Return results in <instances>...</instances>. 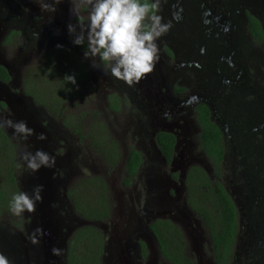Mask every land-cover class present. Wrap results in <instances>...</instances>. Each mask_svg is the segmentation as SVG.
<instances>
[{"label": "flooded vegetation", "instance_id": "1", "mask_svg": "<svg viewBox=\"0 0 264 264\" xmlns=\"http://www.w3.org/2000/svg\"><path fill=\"white\" fill-rule=\"evenodd\" d=\"M11 8H14L11 3L1 8L8 16L7 21L26 26L22 18H12L13 14L8 10ZM172 12L174 18L170 17ZM159 15L164 22H171V28L157 40L160 57L154 71L134 87L122 80V88H119L125 94L119 100L120 110L126 107L127 100L135 107L132 109L131 105L128 113L131 142L139 145L143 136L147 148L133 147L141 154V164L134 175L132 188L123 186L127 197L118 199L115 206L120 210L122 220L111 231V241L105 238L101 264H170L162 257L151 229L157 220L164 219L181 231L188 246V264H220L213 252L209 229L187 202V172L192 166L202 167L200 163L192 162V151L200 150L195 111L200 105L206 106L209 120L222 134L223 171L217 180L230 196L236 211L237 231L228 264H264V86L258 87L256 82H264V0H161ZM249 15L259 22L262 31L259 42L254 40L248 27ZM50 23L52 26L56 23L53 32L63 40L68 37L74 41L80 32L76 17L68 22L60 18ZM27 24L30 37H43L39 34L38 24L31 20ZM69 24L75 27V32H69ZM246 46H254L256 50H248ZM71 48L77 56L86 51V48L84 51L76 47L74 42ZM255 60L263 61H257L259 64L256 65ZM97 61L100 62L98 57ZM158 65L165 67L163 74H159ZM8 72L11 74L9 69ZM88 73L93 74L92 70ZM91 79L89 77V81ZM2 84L9 85L7 82ZM114 94L120 96L115 88H111V93L105 96L107 106L109 97ZM20 99L17 106L23 110L21 112L26 113L31 122L32 118L36 120L34 129L32 124L28 127L33 130L32 135L22 139V143L28 148L34 146L31 154L41 150L55 157V165L51 168L41 167L36 172L28 168L29 194L33 195L36 186H43L42 202H37L33 216L29 213L30 227L35 234L48 232L52 236L53 247H49L47 253L51 264L56 260L57 264H66L62 261L66 248L62 251L61 243L56 241L54 244L53 239L62 234L57 226L60 214L74 213L67 192L72 185L68 186V178L77 173L78 135L63 124L62 116L55 118L58 123L54 122L44 108H39L33 101ZM176 104L177 115L170 113ZM159 131L175 136L169 161L157 145ZM40 134L46 138L39 139ZM188 138L197 142L191 154ZM154 144L160 153L156 152ZM63 149L67 150L66 154L59 158ZM128 151L129 147L121 164L125 176L123 167ZM200 151V162L205 164L208 160ZM145 158L151 162L149 167H145ZM69 159L72 163H67ZM118 211L113 210V213L118 216ZM45 222L47 226L43 225ZM191 243L198 247L194 252ZM54 248L60 250L59 256L53 254Z\"/></svg>", "mask_w": 264, "mask_h": 264}, {"label": "trees", "instance_id": "2", "mask_svg": "<svg viewBox=\"0 0 264 264\" xmlns=\"http://www.w3.org/2000/svg\"><path fill=\"white\" fill-rule=\"evenodd\" d=\"M248 27L254 40L259 42L262 31L259 22L250 15ZM76 47L85 50L86 45L84 43ZM66 76H74L75 84L66 81ZM89 77L87 68L76 55L75 50L63 46L50 50L46 55L44 66L39 70L35 69L34 72L26 74L23 78L22 90L35 104L45 105L57 118L62 116L63 124L69 127L73 134H77L80 140L85 138L90 140V149L98 154L103 165L110 172L116 168L122 155L119 144L109 135L105 120L98 112L87 111L76 115L68 109L70 102L82 101L83 97L86 99ZM0 80L2 82L10 80V75L3 66H0ZM111 96L107 109L117 113L120 106L119 97L117 94ZM195 111L200 130L198 147L206 155L214 179H211L202 167L198 165L190 167L185 182L187 202L190 208L203 218L209 229L217 261L220 264H228L232 255L237 223L233 202L217 180L223 171L222 134L216 124L209 120L206 106L200 105ZM156 142L161 153L169 161L173 153L175 136L159 131L156 134ZM140 164V152L130 146L123 167L126 173V176L123 174L124 185L132 184ZM18 168L17 147L0 127V218L4 214H11L9 208L12 198L20 193L16 179ZM67 195L76 213L86 221L109 220L113 202L108 185L102 176L89 174L77 179L68 188ZM17 218L15 225L21 223V219ZM151 229L157 239L159 251L168 263L188 264L189 259L186 256L188 246L178 227L168 219H164L157 220L151 225ZM103 245V234L95 226L86 224L79 227L67 240L66 264H101ZM142 247L144 248L143 244Z\"/></svg>", "mask_w": 264, "mask_h": 264}, {"label": "rangeland", "instance_id": "3", "mask_svg": "<svg viewBox=\"0 0 264 264\" xmlns=\"http://www.w3.org/2000/svg\"><path fill=\"white\" fill-rule=\"evenodd\" d=\"M18 6L19 11L24 15L25 18H27V23L31 20L35 24H38L40 27L47 26L50 22H54L62 18L63 22L70 21L73 17H76L74 13L72 12V3L71 0H61V3L57 4L56 11L49 13L47 11H42L38 0H13ZM67 1V3H66ZM47 3H52V0H45ZM86 14V13H85ZM170 17L174 18V14L170 13ZM26 24V23H25ZM29 24H26V26H22L19 23L13 24L10 20L7 22L1 21L0 22V66L6 67L10 69V80L7 82L8 86H3L0 88V122H3L5 119H10L13 122H24L27 127L28 124L33 126V129L35 128L36 120L32 118V122L29 120V118L21 111L20 106H17L16 98L13 97V94L22 93V82L23 78L28 74L29 72L32 73L34 70H39L40 67L44 66V61L46 59V55L50 50H54L58 47L67 46L69 49H72V43L73 39L68 38L63 40V38L58 35L56 32H48L45 36L39 38L36 37H30L28 35L27 29H29ZM12 32H17L13 33ZM52 33V34H51ZM28 36V37H27ZM171 43L170 41H167V43ZM172 44V43H171ZM58 46V47H56ZM87 46V44H86ZM248 47V50H256V47L254 46H246ZM85 51V50H84ZM87 51V47H86ZM248 52V51H247ZM85 53V52H84ZM78 56L82 62L84 63L85 67L87 68V71L92 70L93 74H90L89 76L93 79L89 81L90 83L88 87L91 90L88 91V95L81 101H74L70 102L68 109L72 111L73 114H79L80 112L86 113L87 111L90 112H98L100 116L105 120L109 135L117 141L119 144V148L121 151V159L116 168L110 172L106 171L105 166L102 163L101 158L98 156V154L94 153L90 147H89V141L87 138L80 140L78 137V143L77 144V173L71 174V177L68 178V186L72 184V181L76 178L80 179L83 178L86 175H89L90 173L95 175L102 176L109 188L110 198L113 202V208H112V214L107 222H99L97 225H94L95 227H98L101 229L100 231L104 232L105 238L110 242L111 241V231L113 229H116L117 222L121 221V216L119 214L118 208L115 206L119 203L118 199L120 201V198L126 199V192L125 189H123V172L121 168V164L123 162V154H125L126 149L128 147H139L146 149L147 148V141H145L143 136H141V143L138 145L137 142H131L130 134H132V131L130 129V126L128 123V113L130 111L131 105L129 101L127 100L126 107H124L122 110H120L119 106V112L117 113H111L107 109L105 96L111 93V88H115L117 90V93L120 94V97L125 96L124 93H122V90L119 91V88L121 89V83L122 80H119L111 75V73L103 68V64H100V62L97 61L96 58L92 57H86L85 55ZM242 54L243 51H242ZM56 55V54H55ZM54 55V58H55ZM59 57V56H58ZM160 57V56H159ZM257 61L262 62L263 60H255V64L258 65L259 63ZM91 67V69H90ZM165 71V67H161L158 65V72H161L159 74H163ZM170 79V78H169ZM93 82V83H91ZM258 87L261 88L264 86V82H260L256 80ZM119 91V92H118ZM264 99V97H262ZM19 99V98H18ZM246 99V98H245ZM39 108H44L47 112L46 114L50 116L54 122L58 123V119L55 120L54 113H51L45 105H37ZM173 106V109L170 111L177 113V107ZM132 109H135V107L132 105ZM53 112V111H52ZM2 130L9 136L11 141L16 145L17 147V154H18V163L19 168L17 170V184L18 189L20 192L27 193L29 196V193L31 192L30 184H29V177L30 172L27 168L26 162L21 159V156L23 153L28 152L30 153V150L34 149L33 147L27 146L26 143H22V139L19 134H16L12 127L7 126H0ZM30 127V126H29ZM172 128L175 129V125L172 123ZM179 132V130H177ZM180 138H182L181 130H180ZM189 141L187 142L190 144L189 152L191 154V150L196 145L197 142L194 141V139L188 138ZM183 141V138H182ZM58 143V142H57ZM264 143V139H263ZM137 145V146H136ZM67 150H62L60 152V157L64 156ZM185 152H186V146H185ZM201 151L194 149L192 151V155L194 156V159L192 160L193 163H200V165L203 167L204 163L202 164L201 158H200ZM184 159V158H182ZM73 160V158H72ZM72 163L71 159L67 161V163ZM151 162L147 161L145 158V167H149V164ZM205 165L208 168V171L210 172L209 176L211 179H214V176L212 177L211 174V168L208 161H205ZM145 173L148 175V171H145ZM91 174V175H92ZM222 176V174H221ZM220 176V177H221ZM149 177V175H148ZM76 181V180H75ZM132 184L129 185V188H132ZM139 186L136 185V189L139 190ZM71 202V201H70ZM72 207L73 204L71 203ZM118 211V216H116V213H113V210ZM74 210V207H73ZM115 212V211H114ZM33 216V213H30ZM16 216L13 217L12 214H4L0 218V232L3 234V236L6 239H2V244L4 247H7V244H11L13 253L8 254L7 260L11 263L12 260L17 261L18 258L20 259V263L22 264H33V253L35 252V249H38L37 244L40 240H37V243H33V240L31 239V233L34 232V230L30 227L32 224L31 218L29 216L28 212H25L21 218V223L19 225H15ZM58 221V229L62 231L61 237H60V243L62 247V251H64V247L67 246V240L73 234L75 230H77L79 227L86 225L87 221L80 217L76 211L74 210L73 214H69L68 216L65 213H61L59 216ZM60 222V223H59ZM103 234V233H102ZM40 235V234H37ZM110 236V237H109ZM8 239V240H7ZM1 241V240H0ZM11 241V242H10ZM192 252L196 251L198 247L194 245V243L190 244ZM29 248H33L32 250H29L28 256L26 257V262H24L23 258L24 253ZM15 250V253H14ZM17 255V256H16ZM60 255V254H59ZM57 255V256H59ZM41 261L40 264H45V256L39 255ZM57 256H55L57 258ZM34 259H37V257H34ZM66 255L64 254V257H62V261L65 262ZM44 260V261H43ZM47 264H51V262L48 260L46 261ZM55 264L58 263V260L54 261Z\"/></svg>", "mask_w": 264, "mask_h": 264}, {"label": "clouds", "instance_id": "4", "mask_svg": "<svg viewBox=\"0 0 264 264\" xmlns=\"http://www.w3.org/2000/svg\"><path fill=\"white\" fill-rule=\"evenodd\" d=\"M42 11H56L61 0H38ZM72 12L80 26V32L74 38L76 45H83L87 40L86 57L99 58L103 68L129 87H134L142 79L152 73L159 61L157 40L171 28V22H164L159 15L161 0H71ZM86 13V14H85ZM69 32L75 27L68 25ZM66 81L75 84L74 76H66ZM0 126L12 127L16 134L26 139L32 135L24 122H13L5 119ZM39 139H45L40 134ZM21 159L31 171H39L41 167L51 168L55 165V157L41 150L35 154L23 153ZM42 185L36 186L33 195L20 192L13 196L9 211L13 216L22 217L25 212L36 211L37 202H42L40 195ZM38 241L33 239V243ZM54 255L60 250L54 248ZM0 264H9L6 257L0 254Z\"/></svg>", "mask_w": 264, "mask_h": 264}, {"label": "water", "instance_id": "5", "mask_svg": "<svg viewBox=\"0 0 264 264\" xmlns=\"http://www.w3.org/2000/svg\"><path fill=\"white\" fill-rule=\"evenodd\" d=\"M12 4L13 6H14V8H11V9H8L9 10V12L11 13V14H13L12 15V18L13 19H15V18H22L24 21H23V23L25 24H27V18H25L24 17V15L18 10L19 9V6L13 1V0H0V22L1 21H4V22H7V20H8V16H7V14L4 12V11H2L1 10V8L3 7V6H9V4ZM175 8L173 9V12H175ZM172 12V13H173ZM174 14V13H173ZM55 22V21H54ZM55 24L56 23H54V26H52V24L51 23H49L47 26H44V27H40V26H38L37 28H39L40 29V35L41 36H45L46 35V33H48V32H52L53 34H54V32H53V30H54V28H56V26H55ZM51 33V34H52ZM6 68V67H5ZM7 69V71H8V68H6ZM9 71H10V69H9ZM9 73V72H8ZM10 75V74H9ZM3 83V82H2ZM1 82H0V88L1 87H3L5 84H2ZM5 86H8L7 84L5 85ZM13 97H15L16 98V103L18 102V101H20L21 99L20 98H23V100L24 101H26V100H28V101H30V102H32L33 100H32V98L30 97V96H28V95H25L24 93H23V90H22V93L20 94V93H17V94H13L12 95ZM24 96V97H23ZM19 98V99H18ZM26 114V113H25ZM28 127H29V124H28ZM153 147H154V149L156 150V152L157 153H160V151L159 150H157L156 149V147H155V144L153 145ZM202 164H203V162H202ZM203 168L207 171V172H209L208 171V168L206 167V165L204 164L203 165ZM86 223H88V224H91L92 222H86ZM43 225H46L47 226V222H45ZM58 226V225H57ZM54 230L56 231V227H54ZM33 235V236H32ZM31 239L33 240V239H35V240H40L37 244H39L38 245V249H35V252L33 253V264H40V261H41V259L39 258L40 256L39 255H41V256H45V258H44V260H45V264H47V262L46 261H48L49 259H48V255H47V253H48V249H49V247H53V243H52V236H49V233L48 232H43V233H41L40 235H37V234H35L34 232L33 233H31ZM60 237H61V235H59V237H57L55 240L53 239V241H54V244H56L55 242L57 241V242H60ZM2 239H6L4 236H3V234L0 232V254H2L4 257H8V254H12L13 253V250H12V247L13 246H11V244H7V247L5 248L4 247V245L2 244ZM8 240V239H7ZM11 242V241H10ZM65 248H66V246H65ZM33 248H29L27 251H26V253H24V258H23V260H24V262H26V257L28 256V253H29V250H32ZM14 253H15V250H14ZM17 256V255H16ZM34 257H37V259H34ZM43 260V261H44ZM9 264H22V262L20 263V259L18 258V260L17 261H14V260H12V262L10 263L9 262Z\"/></svg>", "mask_w": 264, "mask_h": 264}]
</instances>
